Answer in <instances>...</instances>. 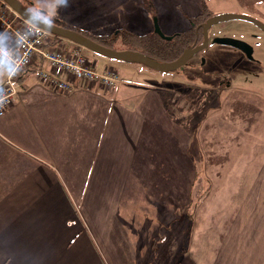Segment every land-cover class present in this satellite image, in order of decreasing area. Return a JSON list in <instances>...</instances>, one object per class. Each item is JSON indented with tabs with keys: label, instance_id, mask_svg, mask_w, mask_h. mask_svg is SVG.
Here are the masks:
<instances>
[{
	"label": "crops",
	"instance_id": "obj_1",
	"mask_svg": "<svg viewBox=\"0 0 264 264\" xmlns=\"http://www.w3.org/2000/svg\"><path fill=\"white\" fill-rule=\"evenodd\" d=\"M243 2L264 17V0ZM41 11L97 32L85 15ZM143 16L144 34L154 31V17ZM101 58L103 69H150ZM38 69L18 75L17 95L0 115V264H111L101 252L114 259L107 240L117 238L118 226L134 264V251L149 244L132 242L126 229L141 209L150 215L165 198L175 203L183 183L196 203L190 256L198 264L203 253L212 257L206 264H264V95L224 82L217 106L201 114L194 106L200 117L194 123L191 116L189 130L176 117V94L173 100L123 72L115 89L77 84L63 93L42 83ZM7 74L0 64V87ZM199 176L203 189L193 197ZM207 205H220L222 217H199L209 214Z\"/></svg>",
	"mask_w": 264,
	"mask_h": 264
},
{
	"label": "rangeland",
	"instance_id": "obj_2",
	"mask_svg": "<svg viewBox=\"0 0 264 264\" xmlns=\"http://www.w3.org/2000/svg\"><path fill=\"white\" fill-rule=\"evenodd\" d=\"M19 1L39 11L43 8L49 13L55 10L57 14L75 13L85 15L91 26L98 27L97 32L94 31V33L90 34L110 37L123 36V33L127 31L139 35L144 34L142 29L145 23L143 13L146 15L150 14L154 19L156 18L162 32L171 36L174 33L188 29L190 27V18L203 11L198 0H67L66 3L65 0ZM208 7L211 10L212 17L239 14L253 17L264 23L263 15L247 7L243 0H208ZM250 11L251 13H248ZM128 13H130V17L127 15ZM61 22L67 28L79 30L78 27H75V25L69 22ZM117 22H119V29L116 32L115 25ZM148 23L152 26V18H149ZM132 26L133 29L137 28L136 31L131 30ZM252 34L258 35V37L254 39L251 36ZM218 36L238 38L247 41L253 46L254 60L248 59L238 49L211 42L208 48L198 52L184 66L174 72L161 73L151 68V70H146V68L138 65L128 66L129 68L118 66L119 69L118 67L105 69L117 71L119 79H121L120 72H123L124 77L133 82L160 87V89H164L166 93L171 95L170 97L173 100L177 99L175 97L176 94L179 98L178 102L176 100V103L180 109L179 112L175 113L176 117L182 120H190L192 116L195 123L200 117L201 111H206L207 107L211 109L217 106L220 98L217 97L216 92L224 82H227L225 84L226 86L230 84L233 87H243L264 95V32L260 31L250 22L232 20L216 24L209 30L210 40ZM255 41L257 43H254ZM69 46L73 48L76 47V44L69 43ZM116 46L118 48H124L121 40L116 42ZM83 49L85 55L97 61L96 69L99 72L105 70L103 69L105 63L100 55L91 53L85 48ZM147 81H150L152 84ZM129 87L134 86L131 85ZM196 87H199L198 90L200 91L194 90L197 89ZM190 94L193 95L191 98ZM194 106L198 108L200 114H196L195 109H193ZM187 129L190 130V126H187ZM197 179L198 183L193 190L194 193L191 191L193 197H197L200 190L203 189V181L200 176ZM189 189L183 183L181 197L175 203H170L166 198L165 201L162 200L161 209H159L160 213L154 208H151L149 215L147 211L141 209V218L134 221L130 225V228L126 229V231H132V236L133 234L135 235L132 242L143 243L144 245L146 243L149 244L146 248L143 247L141 250L134 251V264H163L164 262L165 264H168L167 262L170 264H182L183 261H189L192 264L197 263L195 257L190 256V245H188L187 240L190 220L195 216V214L193 215L195 209L193 211L192 209L196 204L194 199L190 200L191 195ZM165 202L167 206L164 204ZM221 208L220 205H213V208H208L209 214L200 213L199 217L209 216L210 219L221 218ZM211 229H216L215 225ZM123 230L121 226H118L117 238L107 240L111 244L112 252L115 253V256H113L114 259L110 260L104 251H100L107 263H131L132 256L126 249L129 243L126 241ZM110 231L111 228L108 230V233ZM96 244L99 245L97 242ZM180 249L185 250L186 253L177 252ZM141 251L144 253L148 251L149 257L148 255L144 257L143 255H139ZM203 254L197 258L202 260L201 264H206L209 258L212 257L208 253ZM175 258L176 260L173 261Z\"/></svg>",
	"mask_w": 264,
	"mask_h": 264
},
{
	"label": "built area",
	"instance_id": "obj_3",
	"mask_svg": "<svg viewBox=\"0 0 264 264\" xmlns=\"http://www.w3.org/2000/svg\"><path fill=\"white\" fill-rule=\"evenodd\" d=\"M0 34V64L8 67L0 87V115L17 95L18 75L31 66L39 68L42 83L63 93L72 92L77 84L115 89L120 83L117 71L99 72L80 45L70 48L73 42L24 19L4 0H0Z\"/></svg>",
	"mask_w": 264,
	"mask_h": 264
},
{
	"label": "water",
	"instance_id": "obj_4",
	"mask_svg": "<svg viewBox=\"0 0 264 264\" xmlns=\"http://www.w3.org/2000/svg\"><path fill=\"white\" fill-rule=\"evenodd\" d=\"M4 1L13 10H15L19 15H21L24 19H26V16L28 15V13H32L39 20L42 21L39 27L49 31L50 33L54 35L70 40L71 42L84 47L85 49L89 50L90 52L94 54H97V55H100L102 57L112 59V60L140 64V65L154 69L161 73H170V72L177 71L179 68L184 66L192 57H194L198 52L208 48L210 45L209 30L216 24L227 22V21H232V20H244V21L252 23L258 29L264 32V23L250 16L239 15V14H227V15H221V16H216V17H210L209 19H207L205 23L202 24L203 40L200 45L186 49L180 55L179 58H177L176 60L172 62L161 63V62H156L150 59L149 57H147L146 55H143L137 51H133L129 49L127 50L110 49L106 46H103L93 41L86 35L76 30L63 27V26H59L54 23H50L46 21L45 19H43L42 17L28 10L19 0H4ZM154 32L157 35H159L162 39H165V40H171L173 38L172 35L168 36L162 32L161 27L156 18L154 19ZM211 42L214 44L230 46L232 48L238 49L241 52H243L248 59L254 60L253 46L245 40L238 39V38H232V37L218 36V37L213 38Z\"/></svg>",
	"mask_w": 264,
	"mask_h": 264
},
{
	"label": "trees",
	"instance_id": "obj_5",
	"mask_svg": "<svg viewBox=\"0 0 264 264\" xmlns=\"http://www.w3.org/2000/svg\"><path fill=\"white\" fill-rule=\"evenodd\" d=\"M206 3L207 0H202L203 11L200 14H197L190 18V27L188 29L172 34L173 38L171 40L162 39L154 31L142 35L127 31L123 33V36L120 35V38L119 36L110 37L105 35L90 34L88 32H84L74 28L70 29L76 30L86 35L93 41L113 50L129 49L146 55L156 62H172L179 58L186 49L195 47L202 42V24L205 23L207 19L212 17V13L208 9ZM24 6L46 21L66 27L60 20L46 16L43 11L32 9L26 5ZM118 40L122 41L124 48H118L116 46V42ZM192 96L193 95L190 94V98ZM182 122H184L188 127L190 124L192 125V123H190V120H183ZM205 193L206 191H204L203 195Z\"/></svg>",
	"mask_w": 264,
	"mask_h": 264
},
{
	"label": "clouds",
	"instance_id": "obj_6",
	"mask_svg": "<svg viewBox=\"0 0 264 264\" xmlns=\"http://www.w3.org/2000/svg\"><path fill=\"white\" fill-rule=\"evenodd\" d=\"M67 2V0H65V3ZM26 19H28L31 23L37 24V26H39L42 21L39 20L35 15H33L32 13H28V15L26 16ZM3 40V36L2 34H0V41Z\"/></svg>",
	"mask_w": 264,
	"mask_h": 264
},
{
	"label": "flooded vegetation",
	"instance_id": "obj_7",
	"mask_svg": "<svg viewBox=\"0 0 264 264\" xmlns=\"http://www.w3.org/2000/svg\"><path fill=\"white\" fill-rule=\"evenodd\" d=\"M259 30H260V29H259ZM260 31H261V30H260ZM262 32H263V31H262ZM251 36H252L254 39H256V38L258 37V35H255V34H252ZM201 43H202V42H201ZM201 43H200V44H201ZM210 43H211V40H210ZM254 43H257V41H255ZM200 44H199V45H200Z\"/></svg>",
	"mask_w": 264,
	"mask_h": 264
}]
</instances>
